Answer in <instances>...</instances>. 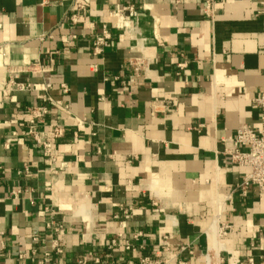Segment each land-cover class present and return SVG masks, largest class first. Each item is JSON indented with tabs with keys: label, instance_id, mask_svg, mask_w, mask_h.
Returning a JSON list of instances; mask_svg holds the SVG:
<instances>
[{
	"label": "crops",
	"instance_id": "1",
	"mask_svg": "<svg viewBox=\"0 0 264 264\" xmlns=\"http://www.w3.org/2000/svg\"><path fill=\"white\" fill-rule=\"evenodd\" d=\"M206 1L0 0V264H264V192L229 156L262 127L264 0Z\"/></svg>",
	"mask_w": 264,
	"mask_h": 264
},
{
	"label": "built area",
	"instance_id": "2",
	"mask_svg": "<svg viewBox=\"0 0 264 264\" xmlns=\"http://www.w3.org/2000/svg\"><path fill=\"white\" fill-rule=\"evenodd\" d=\"M213 0L206 1V13L210 14L212 12ZM77 8L83 9V6L78 5ZM128 14L129 17L136 16V9L133 6L124 7L116 10L112 13V16L116 18H122L124 15ZM110 41V34L105 29L103 35L98 39L94 45L95 53L100 54L103 49L108 46ZM18 89L22 90L21 86ZM50 86H47L46 90H49ZM45 102H52L49 97L44 98ZM254 104L261 111V129L256 133L249 127L241 128L237 132V136L234 140V150L229 153L231 163L237 165L238 167L245 170L242 178L241 184L238 185L237 189L242 191H247L250 187L255 186L264 192V95L258 97ZM31 119L29 120L30 130L29 134L32 136L35 143L41 148L43 156L51 162H55L54 156V142L64 135V129L60 127L52 128L47 132H40L38 130V122L43 120L48 114V108L45 106L31 108L29 110ZM245 148V150H241ZM228 226L223 224H216V241L226 238L228 234ZM4 234L0 232V237ZM141 236V234H139ZM138 236V237H139ZM137 237V238H138ZM136 238V239H137ZM115 242L112 246H115ZM165 246L169 247V242L165 240ZM56 252L61 253L58 245H54ZM3 244L0 241V250L3 249ZM127 250L136 251L130 244L126 245ZM217 254V253H215ZM49 264L48 260L45 261ZM142 264H152L149 258H143L141 260ZM252 264V260H250ZM84 264V263H81ZM205 264H215L213 256L207 255L205 259Z\"/></svg>",
	"mask_w": 264,
	"mask_h": 264
},
{
	"label": "bare ground",
	"instance_id": "3",
	"mask_svg": "<svg viewBox=\"0 0 264 264\" xmlns=\"http://www.w3.org/2000/svg\"><path fill=\"white\" fill-rule=\"evenodd\" d=\"M211 229V230H210ZM209 230H210V235H211V239H212V241L214 242V243H216V245H217V241L215 242V239H216V230H215V226L214 227H212V228H210ZM222 247V246H221ZM217 250V249H216ZM217 252V251H216Z\"/></svg>",
	"mask_w": 264,
	"mask_h": 264
}]
</instances>
